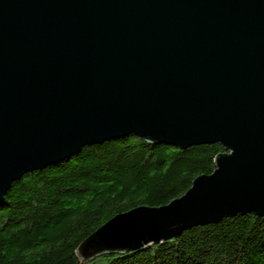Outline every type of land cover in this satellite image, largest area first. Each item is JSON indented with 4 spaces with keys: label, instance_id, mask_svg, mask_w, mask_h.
I'll return each instance as SVG.
<instances>
[{
    "label": "water",
    "instance_id": "water-1",
    "mask_svg": "<svg viewBox=\"0 0 264 264\" xmlns=\"http://www.w3.org/2000/svg\"><path fill=\"white\" fill-rule=\"evenodd\" d=\"M130 135L225 152L181 197L100 226L80 262L264 216V0H0V204L25 174Z\"/></svg>",
    "mask_w": 264,
    "mask_h": 264
},
{
    "label": "trees",
    "instance_id": "trees-1",
    "mask_svg": "<svg viewBox=\"0 0 264 264\" xmlns=\"http://www.w3.org/2000/svg\"><path fill=\"white\" fill-rule=\"evenodd\" d=\"M224 152L219 144L179 149L130 135L25 174L0 204V264H264V216L255 214L84 263L75 254L116 215L181 197Z\"/></svg>",
    "mask_w": 264,
    "mask_h": 264
}]
</instances>
